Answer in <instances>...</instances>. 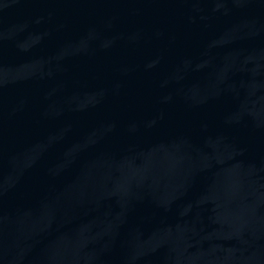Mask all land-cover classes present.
Instances as JSON below:
<instances>
[{
    "label": "water",
    "instance_id": "water-1",
    "mask_svg": "<svg viewBox=\"0 0 264 264\" xmlns=\"http://www.w3.org/2000/svg\"><path fill=\"white\" fill-rule=\"evenodd\" d=\"M0 264H264V0H0Z\"/></svg>",
    "mask_w": 264,
    "mask_h": 264
}]
</instances>
